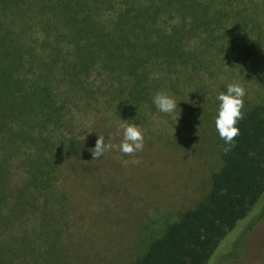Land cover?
I'll return each mask as SVG.
<instances>
[{
  "label": "trees",
  "instance_id": "trees-1",
  "mask_svg": "<svg viewBox=\"0 0 264 264\" xmlns=\"http://www.w3.org/2000/svg\"><path fill=\"white\" fill-rule=\"evenodd\" d=\"M260 7L256 0H0L1 201L16 205L32 198L28 191L37 186L76 184L88 169L99 177L86 175V186H111L117 166L109 154L117 149L96 160L90 149L98 136L121 143L114 121L121 115L131 121L146 91L161 84L147 82L149 65L167 71L199 65L198 53L184 48L187 40L209 43L258 26ZM237 127L240 135L227 154L222 141L221 165L205 200L132 264H207L239 221L252 212L247 230L260 222L264 102L245 112Z\"/></svg>",
  "mask_w": 264,
  "mask_h": 264
},
{
  "label": "rangeland",
  "instance_id": "rangeland-1",
  "mask_svg": "<svg viewBox=\"0 0 264 264\" xmlns=\"http://www.w3.org/2000/svg\"><path fill=\"white\" fill-rule=\"evenodd\" d=\"M256 1L262 8L260 25L209 43L197 37L184 43L198 53L199 65L178 64L172 71L149 65L147 82L156 78L161 84L146 91L131 121L121 115L113 124L118 139L123 138L119 125L138 126L144 148L134 157L118 149L109 154L117 166L111 186H86V175L99 177L88 169L75 177L77 185L37 186L28 191L32 198L13 205L1 201L5 185L0 182V264H132L170 224L205 200L221 165L218 95L239 83L246 91L243 114L264 102V1ZM161 92L176 100L178 121L154 105ZM78 129L85 132L83 126ZM132 159L140 163H122ZM248 217L219 243L207 264H263L264 216L251 232Z\"/></svg>",
  "mask_w": 264,
  "mask_h": 264
},
{
  "label": "clouds",
  "instance_id": "clouds-1",
  "mask_svg": "<svg viewBox=\"0 0 264 264\" xmlns=\"http://www.w3.org/2000/svg\"><path fill=\"white\" fill-rule=\"evenodd\" d=\"M246 91L239 83H230L227 86L226 93H220L217 97L219 103L218 115L215 120L216 130L220 139L224 141L222 151L227 154L235 145V138L240 135V130L237 124L244 118V96ZM153 103L156 108L165 114L173 115L178 107L176 100L164 93H157L153 97ZM180 113L173 115V118L178 121ZM118 133H122V141L119 145L111 142V137L108 143H105L103 136H98L95 147L90 149L93 160L99 159L106 152L118 149L121 153L127 156L134 157L136 153L143 151L144 134L142 130L133 124L123 123L118 127ZM124 165L129 163H140L137 159L124 160ZM6 211V210H5Z\"/></svg>",
  "mask_w": 264,
  "mask_h": 264
}]
</instances>
